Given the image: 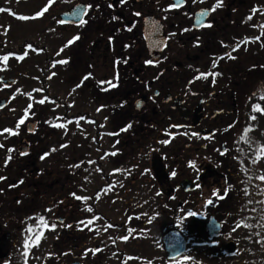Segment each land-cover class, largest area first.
Returning <instances> with one entry per match:
<instances>
[{
	"label": "flooded vegetation",
	"instance_id": "flooded-vegetation-1",
	"mask_svg": "<svg viewBox=\"0 0 264 264\" xmlns=\"http://www.w3.org/2000/svg\"><path fill=\"white\" fill-rule=\"evenodd\" d=\"M261 2L264 4V0H221L213 11L217 0H184L179 8L169 7L175 0H126L124 4L119 0L86 1L92 7L85 16L87 22L78 26L82 36L77 40L84 48L80 46L75 52L86 57V68L80 75L92 83L97 73L90 65L101 64L94 54L113 47V67H117L111 77L110 56L98 55L107 70L103 108L108 132H120L106 138L131 148L128 155L135 158L128 160L123 154L113 158L115 163L127 166L122 173L130 178L116 184L120 187L104 190L106 199L97 200L100 194L95 190L100 187H92L87 188V194L77 190L75 196L71 193L60 196L59 201L46 200L47 192L43 190L40 196L43 185L39 186L42 181L45 184L44 175H37L39 184H31L28 164L21 168L11 162L18 137L3 130H14L13 108L0 111V153L11 156L7 164V157L0 164V176L6 177L0 180V240L5 234L9 237L8 253L2 256L4 249L0 247V264H28L27 256L39 250L42 258L38 264H190L183 260L187 252L177 259L167 257L162 237L168 230L178 229L189 243L191 228L206 232L205 224L212 214L222 223V233L229 229L232 211L243 200L246 177L254 165L249 142L240 141L238 135L239 129L245 132L248 108L243 107L246 88L241 79L249 73L236 66L223 75L220 69L229 60L214 55L217 48L231 51L235 46L236 50L241 48L239 54L249 55L243 54L242 48L256 47L252 38L261 26L255 30L253 9ZM0 6L7 10L0 11L2 57L12 51L5 40L11 38V25L3 17L9 15L10 1L2 0ZM202 8L209 9L208 18L196 28L195 13ZM147 15L164 24L167 45L159 60H152L147 51L143 35ZM259 42L258 47L264 45V34H260ZM173 46L178 49V59L170 55ZM149 60L153 63H146ZM214 63L217 70L212 69ZM202 73L209 75L205 78ZM2 75L7 77L8 72ZM169 93L183 99L189 110L187 117L179 114L172 101L163 100ZM0 94V98H7L6 107H14L13 88L8 85L0 89ZM139 98L144 100L142 106L137 104ZM88 116L92 117L91 113ZM200 130L209 132L202 135ZM164 140L169 142L159 151V143ZM8 149L14 150L9 153ZM109 162L114 163L112 159ZM58 175L62 185L63 178ZM186 179L190 184L183 185ZM32 190L39 199L32 198ZM76 196L89 199L78 200ZM208 199L213 202L207 203ZM51 204L60 214L48 222L43 216ZM32 208H38L41 214L32 216L36 212ZM189 212L195 215H187ZM89 219L93 224L85 226ZM124 235L129 238L121 239Z\"/></svg>",
	"mask_w": 264,
	"mask_h": 264
},
{
	"label": "rangeland",
	"instance_id": "rangeland-1",
	"mask_svg": "<svg viewBox=\"0 0 264 264\" xmlns=\"http://www.w3.org/2000/svg\"><path fill=\"white\" fill-rule=\"evenodd\" d=\"M73 1L74 0H53V3L50 6H48V11L45 12V21H47V20L50 21V23H49L50 26H48V23H46L44 29L42 28L43 22L41 21L42 20L41 17L31 18L34 15L29 16L27 14H24V16H28L30 18L27 20H22V21H20V19H18L16 17H13V16L11 17V19H12L11 24H12V28L14 31L11 29L9 30V32H10L9 35L12 37L10 41L5 38V40L8 41V46L13 47L15 52H20V51L27 52L29 55L27 60H30L35 55L34 61H36V62H37V60L40 61V66L38 68L39 75L40 76L44 75V78H43L44 83H41V79H38L37 81L36 80L31 81V84L25 86L26 92L28 91L29 88H32L33 86H36L38 88V90L36 89L34 94H32V96H29L26 99H25V96H27V94L25 93L24 95H22L21 99L18 100L19 101L18 104H20L22 102H27V101L30 102L31 101L32 105H33L34 103L41 101V96H42L43 92H45V88H46L48 95L49 94L55 95V94L59 93L60 96H58V101H61L63 99V97H65V95L67 94L65 92L71 93L70 88L72 86V83H74V82H72L73 81V77H72L73 73L70 75V77L65 79V82L62 84V87H61V83H59L57 80V78H58L57 74H58V72L60 73V65L61 64L60 65L55 64V60L61 59L62 61H64V56H66L67 53L65 54L64 52H60L59 48L61 47L63 49L62 44L63 45L66 44L65 45L66 47H69L71 45V44H68V42L62 43L61 41L63 40L64 42H66L67 39L72 36L74 31H67L66 30L64 32H61V29L59 28V24L57 23V21H58V13H60V11H62L61 10L62 7L66 6L69 3H72ZM47 4H48V0H37V1L22 2V6L18 7L17 4H16V6L18 7L19 11H23L24 13L29 14L31 8H33L32 10L37 11L38 8H44ZM30 5H33V7L31 6L29 8ZM27 9L29 11H26ZM255 9H257V11L254 14V27H255V30H258L260 28V22H262L264 20V8L259 9V5L256 4ZM16 11L19 12L18 10H16ZM34 12L35 11H33V13ZM18 22H19V25H18ZM30 24H33V25H30ZM34 25H36V27H37L36 33L32 30V26H34ZM39 25H40V27H39ZM19 26H21V27L18 28ZM51 29H52V31L50 32ZM54 29L57 31V34H56ZM63 29H67V28H63ZM78 33L81 34L80 31H78ZM45 35H46V40H45L46 42L44 43V41H41V44L44 45V47H45L44 51H42L41 54H38L33 50L35 52L34 53L31 49L33 48L34 45L37 46L39 44V37H41L40 40H42ZM65 38H66V40H65ZM29 44L32 45V48L27 47V45H29ZM257 45L258 44H256L255 46H257ZM72 49H73V47L71 49H69L68 51H70L72 53ZM39 56H41V57H39ZM81 57H83L82 61L85 62L86 57H85L84 53H81ZM75 60H76V57H75ZM7 62L10 66H12L14 64L16 76H18L19 78L21 77L20 83L19 84L17 83L16 85L17 86L21 85L24 89L23 76H20V73H19L20 67L18 66L17 57H14V59H8ZM19 64L21 67H23V65H25L26 63L21 62ZM41 66L46 67V69L43 70V73H42V71L40 72ZM29 69L35 70V69H37V67L33 66V67H30ZM102 71L103 70L101 69L99 72H102ZM53 75H55V76H53ZM39 78H41V77H39ZM95 87H98V86L95 85ZM73 95H74V97H79V101L73 102L72 104L70 101L71 98L68 99L71 107H75L73 109L74 111L77 109L79 110L82 106H83L82 110L86 111L87 110L86 104H87L89 107V110L94 111V109H95V111H96L95 117L96 118H98L97 111L100 112V117H103L102 116V110L99 107H104V105H101V103H100L97 106V104H95L97 100H101V98H102L101 93L99 91H95V94H94L95 99L92 102L93 105H91L90 104L91 102L86 100L85 97H81L80 95H78L77 92H75ZM261 97H264V93H259L256 97H254L252 99V102L249 103L250 105L248 104L249 108L251 110H252V106L254 104L259 105L261 108H264V99H261ZM109 103H111V101ZM53 106H54V103L48 104L47 115L50 116V114L53 113V117L56 118V111L60 112L62 109L61 108L57 109V107H53ZM96 106L98 107V110H97V108H94ZM39 107H40V105H39ZM70 110H71V108H70ZM71 114H73V112H71ZM263 115L264 114H262L261 112L260 113L259 112H253V116H256V120H255L256 132H260V129L261 128L263 129V127H264ZM56 121H57V118H56ZM256 121L258 122V124ZM81 122H82V127L86 131L90 130L89 132H91L92 134L96 133L97 126L95 124L93 127L87 128L86 125H88L89 123L86 122V119L82 120ZM106 129H107V127L104 124L102 126V130L104 131ZM47 133L51 134L52 130L49 129ZM102 142L104 144V149L107 150L105 138H103ZM38 143H39V146H42L41 140H39ZM96 146L97 145L93 143L92 146L90 147V151L93 155L92 157H93V159H95L92 161L93 163L90 165L91 167L95 168L94 169L95 173L94 172L92 173V174H94L93 177H94L95 182L98 181V185H101V184H105L103 179H106V180L111 179V181H113L114 179H118L119 176H121V173L119 171H115V170H117V168H114L112 166H108V167L106 166L105 167V164L107 165L109 163L108 159H107L108 156L105 157L106 160H104L105 158L102 156L103 155L102 152H100V150H96ZM82 148L85 150L87 149L84 146ZM82 148L77 149V146H73L72 149L69 151H81ZM62 152H64V151L61 150V148H59V151H56L52 154H48L47 156H45V160H43V162H46L49 165L50 156H53V154L60 156V154ZM98 152H100V153H98ZM262 163H263V159L261 160V164ZM261 167H264V166L262 165ZM262 176H264V173L262 174ZM82 177H83V175H82ZM80 180H81V177H80ZM81 182L82 183L88 182L87 175H85L83 177ZM252 197L254 198V202H255V212H256L257 218L254 219V223L250 224V227L254 231V234L253 233L250 234V237L248 239V242L250 241V243L247 244L246 241L241 240L240 235L241 234L244 235L246 232H245V229L243 228V226H240L237 229H235V231L232 232L235 239L241 244L240 245V252H239L238 256L234 257V258L225 259V256L221 255L219 252H217L216 254L215 253H209V254H207V256H204L202 258V260H203L202 262L203 263L205 262L204 264H264V181H261L260 179L256 180V187H255V190L253 192ZM252 211L253 210H251V212ZM50 215H51V213L45 212L43 217L45 218L46 221L52 222L53 217ZM49 237H50V234L48 236H46L45 240ZM202 249L203 248H200L198 246V243L195 240H192V242H191L192 253H200V251ZM40 255H41V253H40ZM29 257H30L29 260H31V256H29ZM39 258H40V256H39Z\"/></svg>",
	"mask_w": 264,
	"mask_h": 264
},
{
	"label": "snow or ice",
	"instance_id": "snow-or-ice-1",
	"mask_svg": "<svg viewBox=\"0 0 264 264\" xmlns=\"http://www.w3.org/2000/svg\"><path fill=\"white\" fill-rule=\"evenodd\" d=\"M119 2H120V4H124L125 2H126V0H119ZM180 2H181V0H178V2L177 3H175V4H172V5H170L169 7L170 8H177V7H179L180 6ZM196 2V0H193V3H195ZM201 2H202V0H201ZM220 2H221V0H217V4L213 7V11L215 10V7H218L219 5H220ZM53 3V0H48V4L42 9V10H40V11H38V12H36L35 13V16L34 17H31V18H35V17H40V16H43L44 15V13L45 12H47L48 11V6H50L51 4ZM110 8L111 7H113V5L112 4H109L108 5ZM92 7V5H88L83 11H84V13L86 14L87 13V10L89 9V8H91ZM0 11H7L6 9H0ZM257 11V9H253V12H256ZM203 14V13H202ZM136 15H140V13H136ZM30 17H28V16H24V15H20V16H18V19H20V20H27V19H29ZM113 19H116V17H113ZM248 19H251V16L248 18ZM87 21L86 20H84L83 18H81L80 19V21H79V23H80V25L82 26V25H84L85 23H86ZM57 23H59V24H63V23H65V21H63V20H58L57 21ZM207 26H211L210 24L209 25H207ZM129 30H131V29H129ZM185 31H188V29H185ZM75 39H78V37H74L73 38V40H75ZM112 38L111 37H109V40H111ZM256 39H259V37H256ZM73 40H69L68 41V44H71L72 42H73ZM27 47L28 48H32V45H27ZM226 56H229V58H233V57H230V54H228V53H226L225 54ZM24 58V56L23 55H21V56H19L18 57V59H20V60H22ZM8 59H9V55H4V56H2V57H0V61H3V62H7L8 61ZM66 61H59V63H65ZM146 63H148V64H152L153 62L151 61V60H149V61H146ZM213 67H215V63L213 64ZM90 75V74H89ZM202 77H207L209 74L208 73H202V74H200ZM212 75H217L216 73H212ZM88 77L86 76L85 77V79H87ZM197 78H200V77H197ZM5 86H7V85H5ZM78 87H79V85H77ZM261 99H264V97H261ZM40 103H44V100H41L40 101ZM32 107V105L31 104H29L28 105V108L30 109ZM252 111L253 112H261L262 114H264V108H261L259 105H253L252 106ZM27 115H28V109H25V116L23 117V118H21L20 119V121H19V123L17 124V128L19 127V125L20 124H23L24 123V119L27 117ZM251 119L252 120H256V116H252L251 117ZM56 127H64V125H56ZM252 129H251V126H249L248 128H246L245 129V132H250ZM3 132H7V133H9V134H16L12 129H4L3 130ZM192 135L193 136H196V135H198L197 133H192ZM162 143H165V144H167L169 141L168 140H164V141H161ZM0 147H3V145H0ZM62 147H63V145H62ZM14 149H8V152L10 153V152H12ZM227 151V149H225V152ZM225 152H221L220 154L221 155H224L225 154ZM20 155H26V153H24V152H21L20 153ZM48 155V153H45L43 156H41L40 157V159H44L45 158V156H47ZM113 155H115V153H113ZM11 159V156L9 155L8 157H7V159L5 160V164H7L8 163V161ZM261 159H264V145H260L259 146V148L256 150V154H255V157L253 158V160H252V162L255 164V163H257L259 160H261ZM194 166V165H193ZM74 167H75V165H74ZM115 171H119V170H115ZM173 175H175V173H173ZM4 179H6V177H4V176H0V180H4ZM259 179L261 180V181H264V176H261V177H259ZM23 181H21V183H22ZM197 187H199V185H197ZM224 192L226 193L227 192V189H225L224 190ZM245 194H247V193H245ZM73 195L75 196V193H73ZM157 195H160V193H157ZM213 195L214 196H218L220 199H223L224 198V195L223 194H221V193H219V192H213ZM76 199H78V200H87V199H89L88 197H80V196H76ZM213 201H211V200H209L207 203H209V204H211ZM89 212H91L92 211V208L91 207H89L88 209H87ZM50 211V210H49ZM187 215H189V216H191V215H195V213H192V212H189V213H187ZM93 222H94V220L93 219H89V220H87V223H86V225L85 226H88V225H91V224H93ZM151 222V220H149V223ZM80 223L81 224H85V222L84 221H80ZM241 225H237V227H240ZM245 227H248V225H244ZM51 227L52 228H55V225L53 224V225H51ZM108 227H112V225H108ZM89 230H91V229H89ZM233 231H235V229H233ZM121 239H123V240H127L129 237L127 236V235H124V236H121L120 237ZM39 240V237H37V241ZM259 242V241H258ZM29 247V244H28V241H25V248L27 249ZM95 251H99V249H97V250H95ZM191 259V257H188V256H185V257H183V260L184 261H188V260H190ZM177 264H179V262H177Z\"/></svg>",
	"mask_w": 264,
	"mask_h": 264
},
{
	"label": "water",
	"instance_id": "water-1",
	"mask_svg": "<svg viewBox=\"0 0 264 264\" xmlns=\"http://www.w3.org/2000/svg\"><path fill=\"white\" fill-rule=\"evenodd\" d=\"M84 9H85V8H84V5L79 4V5H77V6L74 8L73 11L68 12V13H65L64 16L67 15L66 17L74 16L75 18H78V17H80V16H82V15L84 14V11H83ZM151 21L154 22L153 19H151ZM154 23H155V22H154ZM147 34H150V33H147ZM161 39L164 40L163 36L160 37V38H158V39H155L154 36H152V35L148 37V41H149V43H150V46H155V47L157 46L159 40H161ZM162 46H163V45H162ZM160 49H161V48L158 47V50H160ZM216 233H217V230L215 229V230L213 231L212 235H215ZM226 250H227L228 252H234V251H235V244L232 243V242L228 243V245H227V247H226Z\"/></svg>",
	"mask_w": 264,
	"mask_h": 264
}]
</instances>
